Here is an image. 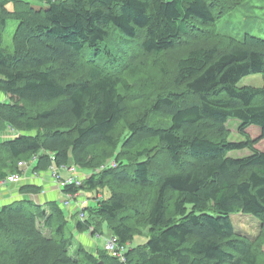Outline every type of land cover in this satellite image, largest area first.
Returning <instances> with one entry per match:
<instances>
[{
  "label": "trees",
  "instance_id": "trees-1",
  "mask_svg": "<svg viewBox=\"0 0 264 264\" xmlns=\"http://www.w3.org/2000/svg\"><path fill=\"white\" fill-rule=\"evenodd\" d=\"M38 1L48 9L0 0V94L7 98L0 102V182L21 176L22 163L34 175L87 170L79 186L63 188L89 191L94 202L75 229L97 236L93 218L105 222L126 250L123 261L82 245L71 254L66 226L78 213L19 199L0 208V264H258V249L231 218L249 215L264 225V152L254 147L264 140V86H237L264 75V40L247 34L227 42L215 30L249 0ZM8 20L18 23L13 54L2 45ZM182 41L187 51L170 72L161 56ZM141 54L155 59L168 86L145 95L141 112L127 117L130 86L122 75H140L131 62ZM232 119L242 142L226 139ZM120 125L124 134L115 137ZM252 126L260 130L255 140L245 132ZM8 128L14 133L3 138ZM242 150L250 154L229 156ZM41 192L36 184L19 187L23 195ZM144 234V245L128 248Z\"/></svg>",
  "mask_w": 264,
  "mask_h": 264
},
{
  "label": "rangeland",
  "instance_id": "rangeland-1",
  "mask_svg": "<svg viewBox=\"0 0 264 264\" xmlns=\"http://www.w3.org/2000/svg\"><path fill=\"white\" fill-rule=\"evenodd\" d=\"M32 8L35 10H47L48 4L46 2H40L38 0H27ZM238 0H230V2H235ZM241 1V0H239ZM242 3V4H241ZM239 5L233 9L228 14L222 16L216 22L215 30L218 33L225 36L227 42L228 39H234L237 41H241L245 35H251L257 38L264 40V0H249L247 2H241ZM8 9L11 10V5L8 6ZM18 23L15 20H8L6 28L3 31L2 36V45L3 48L13 54V45L12 39L14 32L16 30ZM228 38V39H227ZM187 45V44H186ZM187 51V46H185V42L182 41L180 45L178 44L174 50L170 51L168 54L162 55L161 59L164 64L168 66L170 72L173 71L174 68V61L178 57H182L185 55ZM154 58L148 55H137L133 60L132 64L135 68L140 70V75L133 79L129 77L127 73L122 75L123 78L127 79V82L130 86V91L125 94V108L127 110L126 116L131 117L132 115L139 114L141 112L142 106L144 104V97L147 94H154L157 91L161 90L162 87L168 86L166 82L168 80V76L164 74L159 67H157L153 62ZM158 60V59H157ZM161 62V60H160ZM171 85V84H170ZM238 87L249 86L255 88H261L264 86V75L256 74V75H249L241 79V81L237 85ZM5 99V100H4ZM2 98L0 94V102L6 101L7 98ZM239 125L240 123L236 120H229L226 129H227V136L226 139L231 142H242L245 139L239 133ZM247 135L251 138V140H255L260 136V130L257 127H250L245 130ZM124 134V127L120 125L117 132L115 133V137H120ZM255 149L258 151L264 152V140H259L255 144ZM108 150L100 149L98 150V154L100 155L101 152L106 153ZM250 154L249 150H242V151H233L229 154L232 158H243ZM160 155L157 157V160L160 164L164 167L168 168V164L164 160H158ZM164 156L162 157V159ZM113 161L109 160L111 164ZM27 164V163H26ZM28 165V164H27ZM23 173L27 172L24 171L26 168H22ZM76 173L81 180L88 175L87 170H79L74 168ZM67 172V171H65ZM31 173V172H30ZM22 176V175H21ZM59 181L63 178L61 173H59ZM52 179L55 185L58 184V180L55 179L52 175ZM58 187V185H57ZM63 192V189H62ZM77 197L81 198H88L89 203L87 207L93 206L94 202L91 197V193L89 191H83L76 193ZM103 198H107L109 193L107 190H103L99 196ZM65 196L67 197L66 193ZM65 197V199H66ZM75 200L72 201L74 203ZM62 204V202L60 203ZM71 204V203H70ZM67 213V210L65 209ZM69 216V215H68ZM71 216V215H70ZM69 216V217H70ZM77 216H72L70 220H68L67 230L73 234V240L70 247V253L74 254L79 245H82L87 251L95 252L98 250H104L106 242L111 239L112 237L108 234L107 224L103 222L102 224H98L99 221L95 218L94 223L97 224V228L99 229V233L97 236H92L91 232L84 231L78 232L75 229V223L77 222ZM233 226L237 234L247 241L249 244H253L252 247L258 249L260 253L258 258V264H264V225L260 223L259 220L256 218L243 215V214H235L231 218ZM142 228H144L143 223H141ZM144 231L146 229L144 228ZM143 231V232H144ZM148 240L147 234L135 236L133 240L128 245V248H136L138 246L144 245ZM87 241V244L86 242ZM91 243V245H90ZM0 244H2V237L0 236Z\"/></svg>",
  "mask_w": 264,
  "mask_h": 264
},
{
  "label": "crops",
  "instance_id": "crops-1",
  "mask_svg": "<svg viewBox=\"0 0 264 264\" xmlns=\"http://www.w3.org/2000/svg\"><path fill=\"white\" fill-rule=\"evenodd\" d=\"M2 98L4 99L5 97L2 96ZM30 169L31 167L26 168L24 170V171L27 170V172L25 174L23 173L22 176H20L21 182L19 184L5 183L2 186H0V208L4 204H8L10 202H13L19 199H32L35 202H38L40 204L45 203V202H50V201H55L58 204H60L61 202L65 200V197H66L65 193L62 192V189H60L59 187H57V185H55L52 179L53 170L47 173L34 175L30 173ZM58 173H61V176L63 178L69 177V173L63 170H59ZM22 184H36L42 187V192L38 196L20 194L19 187ZM70 203L71 204L69 207L64 208L67 210V213L69 216L75 212L74 203H72V201ZM85 242L87 244V241ZM89 252H92V251H89Z\"/></svg>",
  "mask_w": 264,
  "mask_h": 264
},
{
  "label": "built area",
  "instance_id": "built-area-1",
  "mask_svg": "<svg viewBox=\"0 0 264 264\" xmlns=\"http://www.w3.org/2000/svg\"><path fill=\"white\" fill-rule=\"evenodd\" d=\"M13 133H14V131L12 129L8 128V131L3 136V138H8ZM111 165L115 166L114 162H112ZM20 167L28 168L29 166L26 163H22V164H20ZM61 170L67 171L69 173V177L67 179H62L61 181H59L58 180L59 179L58 170L57 171L53 170V172H52L53 177L58 180L57 185L60 189H63L65 186H69V185L79 186L81 184V182H82L81 177L78 176V174L76 173L74 168L64 167V168H61ZM20 182H21L20 176L11 175L5 181H1L0 186H2L5 183H7V184H19ZM73 200H75L74 206H75L76 212L78 213V218L81 221H83L85 219V213L83 212V210L85 209V207L88 206L89 201L87 198L77 197L76 194H67V197L62 202V205L64 207H69L70 202ZM104 250H106L109 253H114L117 257H119L123 261L122 254L125 252L126 247L121 246V245L119 246L117 244V242L114 240V238H111L106 242Z\"/></svg>",
  "mask_w": 264,
  "mask_h": 264
},
{
  "label": "clouds",
  "instance_id": "clouds-1",
  "mask_svg": "<svg viewBox=\"0 0 264 264\" xmlns=\"http://www.w3.org/2000/svg\"><path fill=\"white\" fill-rule=\"evenodd\" d=\"M88 199V198H87ZM89 201V200H88ZM64 208H66V207H64ZM75 210V209H74ZM75 212H76V210H75Z\"/></svg>",
  "mask_w": 264,
  "mask_h": 264
}]
</instances>
